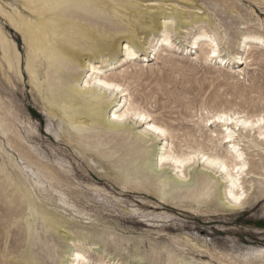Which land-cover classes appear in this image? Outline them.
Listing matches in <instances>:
<instances>
[{
  "label": "rangeland",
  "instance_id": "1",
  "mask_svg": "<svg viewBox=\"0 0 264 264\" xmlns=\"http://www.w3.org/2000/svg\"><path fill=\"white\" fill-rule=\"evenodd\" d=\"M133 1L137 3L136 12L148 9L143 17L140 16L142 20L162 10L173 13L177 29L171 34L169 45L164 46L163 52L160 51L159 57L155 58L152 49L160 37L158 34L162 25L147 34L146 29L141 28L137 32L136 59L122 62L124 51H119L115 57L113 72L119 73L115 80L118 82L119 79L125 88L129 87L128 93H132V100L140 110L152 113L155 122L174 135L177 133L176 139H172L175 148L178 147L176 151L180 148L186 150V145L191 142L195 149L227 154L226 149L231 143H220L218 139L225 132L224 126L222 123L211 124L208 118L216 111L226 110L252 118L260 117V114L264 116V43L251 44L248 53L240 44L249 33L264 36V0ZM12 3L14 1L0 0V6L6 10L16 8ZM117 7L120 12H115L117 16L113 19L105 16L99 19L92 17V20L112 30L129 27L131 10ZM184 15L187 17L184 18ZM201 18H206L207 22H201ZM181 19L187 22L183 24ZM132 21L135 22L134 19ZM0 26L17 43L23 72L19 74L8 68L0 44V119L20 127L29 143L42 149L44 160H50L55 166L57 159L62 158L66 162L70 172L62 171L64 180L58 186L67 192L68 200L76 208L58 202L56 192L54 194L48 183L44 185L47 190L42 196L52 197L44 201L59 216L70 220L75 236L89 233L87 239L73 243L88 250L92 248L86 253L88 264L103 261L114 264H264V260L258 258L244 262L238 257L250 248L264 247V141L257 134L258 125L252 130L236 129V141L240 140L239 148H242L243 158L247 161L245 173L241 175L247 195L239 209L229 208V200L222 195V186L226 182L224 172L207 168L203 160L191 168L193 181L190 186L193 189L199 177L205 174L212 179L214 187L210 194L202 198V203L190 197H178V194L186 193V187H178L166 196L161 195L157 178L173 176L174 167L169 164L159 166L156 173L149 174L147 181L139 183L133 178L124 185L115 178V174H109L114 170L88 161L86 155L77 150L79 144L56 137L59 120H51L48 116L40 91L28 74V46L22 32L2 13ZM202 29L216 39L221 57L229 60L226 64H221L218 58L205 62L198 48L189 53L186 51L192 48L193 37L203 32ZM125 44L126 40L123 47ZM242 54L249 58L246 64L239 62L238 57ZM104 57L95 59V64L104 66ZM120 69H126L127 73L120 74ZM29 121L36 123L39 131L28 134L25 126ZM127 122L124 129L116 132L96 131L102 134L98 133L96 138L106 144L103 148L122 146L119 152L113 153L112 149L110 153L113 154L110 160L118 165L124 162L125 154L130 150L133 155L143 146L152 147L156 143L152 136L143 133L142 125L135 124L130 118ZM259 125H264V121ZM3 134L0 129V264H28L23 259L27 244L26 224L21 219L13 224L14 217L23 207L16 197L2 194L7 173L17 175L20 171L8 157L9 152L18 157V152L8 142L13 134ZM217 134L221 135L215 137ZM208 136H213L215 141L209 143ZM165 138L161 141H171L170 136ZM228 155L231 158V154ZM100 159L106 162V166L109 165L108 160ZM183 170L186 171V168ZM78 210L85 211V214L78 213ZM61 229L60 233H48V242L43 232L44 238L35 240L34 249L40 264H68L65 261L67 256L62 255L67 250L66 241L61 238L66 229ZM226 253L234 256L235 261L230 258L231 255L224 258Z\"/></svg>",
  "mask_w": 264,
  "mask_h": 264
},
{
  "label": "bare ground",
  "instance_id": "2",
  "mask_svg": "<svg viewBox=\"0 0 264 264\" xmlns=\"http://www.w3.org/2000/svg\"><path fill=\"white\" fill-rule=\"evenodd\" d=\"M11 1H14L11 5H15L16 8L6 10L0 6V13L9 18L14 27L22 32L27 42L29 55L28 74H30L32 81L40 91L45 106L44 109L48 116H50L51 120H59L55 129L58 139L67 138L69 142L79 144L76 147L77 150L81 154L86 155L88 161L100 164L102 168L114 170L109 174H115V178L119 179L124 185L129 184L133 178L139 183L147 181L149 174L156 173L159 166L169 164L174 167L175 173L173 176H170L171 178H157V186L162 192L161 195L166 196L178 187H186L188 189L186 193L178 194L177 196L193 198L197 203H202V198L210 194L214 187L212 179L205 174L200 176L196 186L190 189L193 181V169L191 168L203 160L207 168H213L218 173L224 172V176H222L226 179V182L223 184L221 192L229 200V208L239 209L243 206L247 190L244 189L243 182H241V175L245 173L247 161L243 158L244 152L241 150L242 148H239L240 140L236 141V136H238L236 135V129L248 128L252 130L258 125L259 132L257 134L264 141V125H259L264 121V116L260 114V117L252 118L245 116L246 114L240 115L238 114L239 112L236 113L235 111L232 113L231 111L230 113L226 112L227 110L216 111L217 113L214 112L208 118V122L211 124L222 123V126H224L225 132L218 139L220 143L222 141L228 144L231 143L230 147L225 148L227 154L221 155L222 153L219 154L216 151L215 153H207L201 147L202 150L195 149V146L193 148L191 142L186 145L188 150H182L181 146H179L180 151H176L178 147L175 148L173 140L176 139L177 133L174 135L166 127L155 122L152 118V113L151 115L146 111L140 110L132 100V93H128L129 87L125 88L122 83H119V79L118 82L115 80L119 73L113 72L114 59L119 51H124L125 57L121 59L122 62L136 59L135 57L138 54L137 32L141 28L146 29V32H144L147 34L151 32V29H156L162 25L158 34L160 37L156 39L155 47H152L154 57H159L157 55L163 50L164 46L169 45L171 34L177 29L173 13L168 14L162 10L157 14L148 15L142 20L140 16L143 17L148 9L136 12L135 4L137 3L133 0ZM113 2H117V4H113ZM118 5L123 9L131 10L128 15L129 27L112 30V28H105L97 21L92 20V17L99 19L105 16L106 18L109 17L108 19H113L115 15L117 16L116 13L120 12ZM132 17L135 22L132 21ZM186 17L184 15V18ZM162 18H165V20L168 18V22L169 19L171 21L169 23L165 22V20L161 22ZM197 18L200 17L197 16ZM182 22L185 24L187 21L183 19ZM201 22H207V19L201 18ZM121 32H124V34H121ZM123 38L126 40L124 47L122 45L123 41H125ZM193 38L191 41L192 48L186 50L188 53L198 48L201 49L202 59L205 62L211 58L220 59L221 64H226L229 61L227 57H221L216 39L212 38L204 30ZM253 43H264V36L258 33H249L243 37L240 44L241 46L244 45L245 51L248 53L251 51V44ZM0 44L8 68L15 70L19 74L23 73L21 72V52L17 47V43L5 34L1 26ZM206 46H208V49ZM104 56H106V59H102V61L106 64L104 66L96 65L95 59ZM238 59H240V63L246 64L249 58L242 54ZM123 66L125 65L123 64ZM119 71L120 74L127 73L126 69H120ZM129 118L135 124L142 125L143 133L152 136L156 143L152 147L143 146L137 153H134L135 155H131L132 151L130 150L125 154L124 162L118 165L117 162L110 160L113 155H110V153L112 149L113 153L119 152L122 146L103 148L106 144L100 138H96L101 134L99 132V134L96 133V131L106 130L111 133L122 130L127 126ZM4 121L0 119L1 132L6 135L9 132L13 134L9 138V146H12L18 152V157L14 153L7 152L9 154L8 157L11 158L13 164L20 171L17 175L7 173V182L2 194L6 195V197H10V195L16 197L23 207L20 213L14 217L13 223L16 224L21 219L26 224L27 244L23 259L28 264H40L34 249L35 240H42L44 237L41 232H43L48 242V233L56 231L60 233L63 231L61 228L64 227L66 230H64L61 238L66 241L67 250L62 254L67 256L65 261L68 264H88L86 253L90 252L89 250L92 248L90 247L88 250L87 247L83 248L73 243L87 239L89 233L84 234L82 232L80 236H75L74 232L71 231L74 225L72 226L70 220L59 216L44 201L52 197L42 196L44 190H47L44 185L48 183L54 194L56 192L58 202L76 208V205L68 200L67 192L58 186L64 180L61 174L62 171L69 173V167L66 166V162L64 163L62 158L55 160L57 166L54 163H50V160H44L42 149L30 144L20 127L16 126L15 123L7 124ZM35 124H31L29 121L28 125L25 126L28 134L39 131ZM220 135L217 134L215 137ZM166 136H170L171 141L162 142L161 139L166 140ZM208 137L209 143L210 141H215L213 136ZM192 139L194 140L193 137ZM228 154H231V158ZM100 158L108 160L109 165L106 166V162L103 163ZM184 167L186 171L183 170ZM93 189L95 188L93 187ZM95 190L98 191L99 189L97 190L96 188ZM84 212L78 210V213L83 215L85 214ZM55 254L57 257L60 256L56 251ZM223 255L225 258L231 254L226 253ZM231 256L230 258L235 261V257ZM238 257L244 262H252L255 258L264 260V247L250 248L247 252L239 254ZM97 264L114 263L103 261Z\"/></svg>",
  "mask_w": 264,
  "mask_h": 264
}]
</instances>
